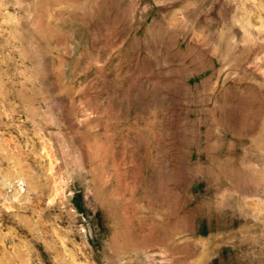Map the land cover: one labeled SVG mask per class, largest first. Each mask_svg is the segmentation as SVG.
I'll list each match as a JSON object with an SVG mask.
<instances>
[{"label": "rangeland", "instance_id": "1", "mask_svg": "<svg viewBox=\"0 0 264 264\" xmlns=\"http://www.w3.org/2000/svg\"><path fill=\"white\" fill-rule=\"evenodd\" d=\"M0 264H264V0H0Z\"/></svg>", "mask_w": 264, "mask_h": 264}]
</instances>
